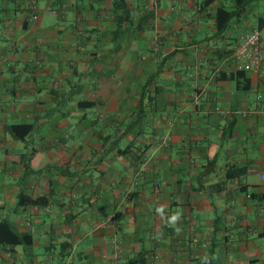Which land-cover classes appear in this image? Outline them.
<instances>
[{
	"label": "crops",
	"instance_id": "1",
	"mask_svg": "<svg viewBox=\"0 0 264 264\" xmlns=\"http://www.w3.org/2000/svg\"><path fill=\"white\" fill-rule=\"evenodd\" d=\"M248 1L0 0V226L22 239L0 264H264V62L233 59L254 29L264 56Z\"/></svg>",
	"mask_w": 264,
	"mask_h": 264
},
{
	"label": "trees",
	"instance_id": "2",
	"mask_svg": "<svg viewBox=\"0 0 264 264\" xmlns=\"http://www.w3.org/2000/svg\"><path fill=\"white\" fill-rule=\"evenodd\" d=\"M238 8H240V7H238V5H236L234 11L225 10L223 7L219 8L217 10L216 25H217V29H218L219 33H223L227 29V27L229 26L230 22L238 19L245 9L244 7H242L241 9H238ZM125 14L127 15V12H125ZM120 20H124V19H120ZM119 28H120V24H119ZM157 76H158V73L153 75L147 81L145 86L143 87L142 97H141L140 102H139L138 117H140L142 115V111H143L145 105L152 104L154 99H155L157 92H154V94L151 95V92H149V88L153 84V82L155 81ZM147 96H148V98H147ZM33 128H34V125H28V126H26V125H15V126H11L9 130L11 131V133L16 138L22 140L24 138V136H26L28 133H30L33 130ZM8 234L10 235L9 237H8ZM4 240L18 241V242L22 241V239L19 238V236H17L16 234L13 233L11 227L8 224H2L0 226V241L4 242Z\"/></svg>",
	"mask_w": 264,
	"mask_h": 264
},
{
	"label": "built area",
	"instance_id": "3",
	"mask_svg": "<svg viewBox=\"0 0 264 264\" xmlns=\"http://www.w3.org/2000/svg\"><path fill=\"white\" fill-rule=\"evenodd\" d=\"M261 31L254 29L251 31L236 49L233 59L241 63L245 71H259L264 62L262 51Z\"/></svg>",
	"mask_w": 264,
	"mask_h": 264
},
{
	"label": "clouds",
	"instance_id": "4",
	"mask_svg": "<svg viewBox=\"0 0 264 264\" xmlns=\"http://www.w3.org/2000/svg\"><path fill=\"white\" fill-rule=\"evenodd\" d=\"M157 211L162 213V209H157ZM178 219H179V216L178 215H173L171 217V223L174 224Z\"/></svg>",
	"mask_w": 264,
	"mask_h": 264
}]
</instances>
